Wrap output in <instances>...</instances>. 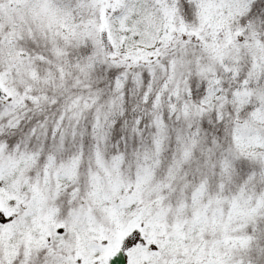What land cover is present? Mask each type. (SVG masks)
Instances as JSON below:
<instances>
[{
    "label": "snow or ice",
    "instance_id": "1",
    "mask_svg": "<svg viewBox=\"0 0 264 264\" xmlns=\"http://www.w3.org/2000/svg\"><path fill=\"white\" fill-rule=\"evenodd\" d=\"M0 264H264V0H0Z\"/></svg>",
    "mask_w": 264,
    "mask_h": 264
}]
</instances>
